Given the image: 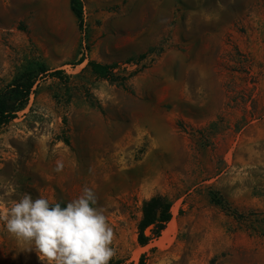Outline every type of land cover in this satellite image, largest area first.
<instances>
[{
	"label": "rangeland",
	"instance_id": "rangeland-1",
	"mask_svg": "<svg viewBox=\"0 0 264 264\" xmlns=\"http://www.w3.org/2000/svg\"><path fill=\"white\" fill-rule=\"evenodd\" d=\"M78 2L80 27L69 0H0V89L46 69L0 125V195L93 189L124 264H264V0ZM154 194L171 217L139 246ZM0 264H42L3 222Z\"/></svg>",
	"mask_w": 264,
	"mask_h": 264
},
{
	"label": "clouds",
	"instance_id": "clouds-1",
	"mask_svg": "<svg viewBox=\"0 0 264 264\" xmlns=\"http://www.w3.org/2000/svg\"><path fill=\"white\" fill-rule=\"evenodd\" d=\"M62 168L57 161L55 170ZM17 195L12 186L0 195V222L24 249L35 251L42 264H109L116 255L113 228L93 189L85 186L63 207L27 192L13 199Z\"/></svg>",
	"mask_w": 264,
	"mask_h": 264
},
{
	"label": "trees",
	"instance_id": "trees-1",
	"mask_svg": "<svg viewBox=\"0 0 264 264\" xmlns=\"http://www.w3.org/2000/svg\"><path fill=\"white\" fill-rule=\"evenodd\" d=\"M69 8L76 18L78 27L81 26V7L78 0H69ZM86 66L90 72L100 78L123 86L122 80H117L111 71V66L89 60ZM46 69L41 64L29 65L25 70L14 76L0 89V125L15 117V112L26 103L28 94L37 76ZM60 71L49 72L50 76L59 78ZM171 201L164 195L154 194L143 200L140 206V215L135 225V240L139 246H144L150 239L159 236L164 225L170 220ZM61 206H65L61 203ZM109 264H124L119 259H111ZM127 264H133L129 262ZM137 264H143L141 257Z\"/></svg>",
	"mask_w": 264,
	"mask_h": 264
}]
</instances>
